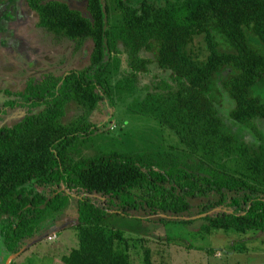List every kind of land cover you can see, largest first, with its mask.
<instances>
[{
    "label": "trees",
    "instance_id": "obj_1",
    "mask_svg": "<svg viewBox=\"0 0 264 264\" xmlns=\"http://www.w3.org/2000/svg\"><path fill=\"white\" fill-rule=\"evenodd\" d=\"M105 5L106 16L101 0H87L84 15L62 2L28 0L39 28L76 49L89 44V63L6 92L22 98L29 112L0 127L4 263L62 214L73 194L79 244L61 258L64 264H131L120 248L123 232L106 223L112 212L161 224L189 225L201 217L208 231L264 234V135L253 127L264 120V98L256 93L264 89V0ZM198 37L206 43L205 59L189 51ZM154 65L169 80L148 86L134 113L169 128L185 151H161L148 161L132 153L85 155L99 131L90 120L94 110L112 102L115 91L134 92ZM222 73L221 89L233 103L230 120L252 127L257 146L219 113L214 93ZM72 105L80 114L66 121Z\"/></svg>",
    "mask_w": 264,
    "mask_h": 264
},
{
    "label": "rangeland",
    "instance_id": "obj_2",
    "mask_svg": "<svg viewBox=\"0 0 264 264\" xmlns=\"http://www.w3.org/2000/svg\"><path fill=\"white\" fill-rule=\"evenodd\" d=\"M141 1L129 0L132 6L139 5ZM150 1L163 5L176 0ZM22 9L24 11L25 7L22 6ZM30 16L31 19L19 29L22 43H12L14 53L0 55V107L3 110L0 113V126L13 124L27 113L26 108L4 107L3 102L17 99L16 96L2 94L3 91L15 94L24 90L30 78L40 80L46 74L61 76L70 70H81L89 63V44L76 49L75 43L57 39L39 28L37 20ZM21 17L25 20L24 16ZM222 48L226 49L224 46ZM189 51L200 59L208 55L202 37L195 40ZM224 76L222 73L216 78L214 101L219 113L230 129L241 132L248 143L257 146L259 140L252 127L242 129L230 120L233 103L221 89ZM161 79L169 80V73H163L154 65L149 74L140 78L134 92L119 95L115 91L112 102L103 101L90 116L99 131L86 145L85 155L132 153L148 161L161 151H185L169 128L152 117L134 113V104L144 99L146 88ZM117 80L112 81L111 89ZM256 93L264 98V89ZM77 112L76 106L72 105L66 121H73L80 114ZM254 124L253 127L264 135V120ZM72 197L60 216L45 223L41 233L28 240L19 254L10 256V264H64L61 258L79 244L76 231L78 196L73 194ZM106 223L123 232L120 248L128 250L131 264H148L146 255L149 264H264V234L258 232L208 231L205 228L207 223L202 219H196L189 225L148 223L145 218L137 220L116 212L110 214ZM4 260L5 254L0 247V264H7V260L5 263Z\"/></svg>",
    "mask_w": 264,
    "mask_h": 264
},
{
    "label": "flooded vegetation",
    "instance_id": "obj_3",
    "mask_svg": "<svg viewBox=\"0 0 264 264\" xmlns=\"http://www.w3.org/2000/svg\"><path fill=\"white\" fill-rule=\"evenodd\" d=\"M41 1L42 2H53V1L62 2V3L67 4L69 8L73 10L80 11V12L85 10V12L84 13L82 12V13L84 15L87 14L86 13L87 0H84V1L83 0L82 1L81 0H41ZM76 4H78V6H76ZM22 6L25 7L24 11L22 9ZM30 14L32 15V18L34 17L37 20V16L35 15V13H33V11L28 6V0H0V55L1 54H4V55L12 54L13 52L12 43H16V42H20L19 44L22 43L23 41L22 38H21L22 41L19 40V35H18L20 34L19 29L21 28L23 24L27 22V20L31 19ZM20 15L24 16L25 20H22V17L20 18ZM30 79H28L27 82ZM27 82H26V85H27ZM26 85H25V88H26ZM6 92L7 91L5 92L3 91L2 94H7ZM15 99H17V101L13 100V102L15 103V106L13 107L24 108L22 107L23 105L22 98H20L19 96H16ZM8 103L9 102H6V103L3 102V106L10 108L9 106H7ZM2 111H3L2 107H0V113H2ZM28 112L29 110L27 109L26 115L28 114ZM32 112H34V110H32ZM25 116H23L21 119L14 122L13 124L2 125L0 127L13 126L19 121H21ZM72 198L73 197H71L70 200Z\"/></svg>",
    "mask_w": 264,
    "mask_h": 264
},
{
    "label": "water",
    "instance_id": "obj_4",
    "mask_svg": "<svg viewBox=\"0 0 264 264\" xmlns=\"http://www.w3.org/2000/svg\"><path fill=\"white\" fill-rule=\"evenodd\" d=\"M101 4H102V7H103V12H104V14H105V16L107 15V12H106V5H105V0H101ZM106 60H108V56H107V59ZM201 217H197V218H195L194 220H196V219H200ZM10 259H11V257L7 260V264H10Z\"/></svg>",
    "mask_w": 264,
    "mask_h": 264
},
{
    "label": "built area",
    "instance_id": "obj_5",
    "mask_svg": "<svg viewBox=\"0 0 264 264\" xmlns=\"http://www.w3.org/2000/svg\"><path fill=\"white\" fill-rule=\"evenodd\" d=\"M56 236H54V238H55ZM51 238V237H50Z\"/></svg>",
    "mask_w": 264,
    "mask_h": 264
}]
</instances>
